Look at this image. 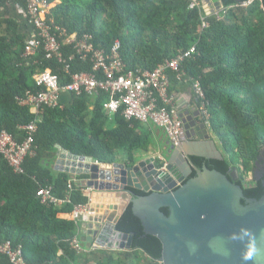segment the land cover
Listing matches in <instances>:
<instances>
[{"label": "trees", "instance_id": "16d2710c", "mask_svg": "<svg viewBox=\"0 0 264 264\" xmlns=\"http://www.w3.org/2000/svg\"><path fill=\"white\" fill-rule=\"evenodd\" d=\"M47 1L52 4L48 18L68 33L90 34L93 45L106 51L119 40L128 69L150 71L194 45L193 56L179 64L184 76L178 79L169 71L170 83L200 81L208 101L209 129L223 157L191 156L190 161L195 168L205 164L228 176L236 166L235 183L243 187L245 197L264 195L260 181L247 180L264 153V0L248 6L240 5L243 0H221L218 14L207 15L201 7L189 8L190 0ZM26 3L0 0V133L5 130L18 141L25 136L21 126L35 119L29 107L20 104L28 92L40 89L35 74L49 70L65 86L73 74L92 70L70 44L62 46L61 62L46 57L41 48L25 53L31 25L6 7ZM69 96L57 106L40 108L35 153L24 158L22 172H15L0 153V240L21 246L27 264H162L160 239L144 232L131 204L116 223L117 230L132 235L129 250L99 248L83 254L72 247V238L80 239V222L71 213L74 206L89 203L88 175L55 170L57 145L99 162L132 165L138 153L153 147L154 139L148 126L125 119L121 110L106 113L107 93ZM156 165L163 162L157 160ZM195 168L189 177L196 175ZM40 187H51L52 194L65 201L42 202L36 194ZM162 211L168 214L167 208ZM0 264L12 263L0 254Z\"/></svg>", "mask_w": 264, "mask_h": 264}, {"label": "water", "instance_id": "95a60500", "mask_svg": "<svg viewBox=\"0 0 264 264\" xmlns=\"http://www.w3.org/2000/svg\"><path fill=\"white\" fill-rule=\"evenodd\" d=\"M212 2L217 10L221 8V0ZM178 116L184 130L178 144L166 142V163L162 169L156 165L155 156L149 164L144 158L132 165H97L92 163L93 158L72 154L57 145L55 170L87 174L85 184L93 190L115 192L125 199L117 213L78 217L79 222L88 221L84 223L88 226L84 232L88 240H94L100 248L129 250L132 235L117 230L116 223L131 204L144 232L160 239L162 264H264V195L258 199L245 197L243 187L235 183L239 177L236 166H231L229 176L205 164L195 168L191 156H223L199 111L192 122H187L181 111ZM183 142L189 147L184 149ZM74 162L83 163V168L68 169L67 163ZM194 168L196 175L189 177ZM255 180L264 186V174ZM132 188L148 194L136 195ZM162 208H167L168 214ZM243 229H248V233ZM250 240L255 241L259 251L245 262L242 254Z\"/></svg>", "mask_w": 264, "mask_h": 264}, {"label": "built area", "instance_id": "2783aa9c", "mask_svg": "<svg viewBox=\"0 0 264 264\" xmlns=\"http://www.w3.org/2000/svg\"><path fill=\"white\" fill-rule=\"evenodd\" d=\"M253 1L243 0L240 5L248 6ZM195 7H201L206 15L218 14V10L208 13L201 0H190L189 8ZM51 8L52 4L47 0H27L25 7L15 5L16 12L31 25L25 53L31 55L41 48L46 57H55L61 62L62 46L70 44L74 49V55L81 60L89 61L92 70L73 74L71 82L65 86H61L58 76L49 70L35 74L36 85L40 89L36 92H28L24 98L20 99V104L28 106L30 112L35 114L34 120L21 126L25 136L18 141L5 130L0 133V153L13 170L22 172L24 158L35 153L34 135L40 108L59 105L63 100V93L94 96L100 91L105 92L108 94V99L103 103V110L106 113L112 115L121 110L125 119L137 120L145 125L152 124L164 132L170 143L178 144L184 124L174 109L169 92L171 83L168 72L173 71L178 79H182L185 73L180 70L179 64L193 56L195 46L192 45L187 50L179 52L175 57L158 64L150 71L139 68L128 69L120 55L119 40L114 41L109 51L95 47L90 34L84 33L78 36L77 33H68L64 27L54 24L53 20L48 18ZM206 25L207 23L203 22V26ZM191 87L198 98L200 117L209 128L208 101L200 81L194 80ZM158 158L164 159L160 155ZM92 163L99 165L101 162L93 159ZM165 163L164 159L161 169L164 168ZM89 190H92V187L87 186L85 191ZM36 194L45 203L61 205L65 201L54 196L51 187H40ZM91 204L90 198L88 204L74 206L71 217L78 221L80 215H93L95 211ZM71 245L78 253L100 248L95 242L84 247L77 236L72 238ZM0 254L8 256L12 264H27L21 246L13 247L9 240H0Z\"/></svg>", "mask_w": 264, "mask_h": 264}, {"label": "crops", "instance_id": "0c3cea01", "mask_svg": "<svg viewBox=\"0 0 264 264\" xmlns=\"http://www.w3.org/2000/svg\"><path fill=\"white\" fill-rule=\"evenodd\" d=\"M203 4L205 5V8L207 12L212 13V10H217L214 6L212 0H201ZM15 9V8H14ZM11 6L6 7V11L8 13H14L16 12V9L14 10ZM170 93L172 97V102L174 105V109L176 114L178 115V111H181L184 113V118L187 119V122H192L196 120L195 117L196 111H198V98L191 87V85L187 82L177 83V84H171L170 85ZM63 100L61 102H66L70 99V96L68 93H63L62 95ZM148 128H150L153 132V139H154V146L151 147L149 150V156L145 157L147 158V164H149L152 161V158L156 155H160L162 157L165 156V148H166V142L168 141L166 135L164 132L157 127H155L152 124H147ZM209 129V128H208ZM209 132L210 129H209ZM214 137V135L212 134ZM215 140V139H214ZM216 142V141H215ZM217 144V142H216ZM182 146L184 149L188 148L187 142H183ZM218 148V145H217ZM219 149V148H218ZM145 154V153H144ZM138 155V154H137ZM251 177V174L249 175V178ZM87 188V186L85 185ZM85 188V189H86ZM89 195V198H91L92 201V208L94 209V214L91 216H96L98 214H105L107 211L108 213L114 212L116 213L118 209H120V206H122L123 203H125V199H123L121 196L116 195L115 192H106V191H95V190H89L86 191ZM116 206L115 209L109 208V206ZM98 211V212H96ZM84 223H88L87 220L84 221L81 220L80 222V239L84 242L83 246L88 247L92 243H94V240H88V236L86 233L88 230V226L86 227ZM86 230V231H85ZM99 249V248H98ZM106 249V248H102ZM91 251L82 252L83 254H88ZM95 264V263H92Z\"/></svg>", "mask_w": 264, "mask_h": 264}, {"label": "clouds", "instance_id": "9594fccd", "mask_svg": "<svg viewBox=\"0 0 264 264\" xmlns=\"http://www.w3.org/2000/svg\"><path fill=\"white\" fill-rule=\"evenodd\" d=\"M245 233H248V229H243ZM259 251L258 247L255 244L254 240H250L249 243L247 244L243 254H242V259L247 262L252 260L253 255Z\"/></svg>", "mask_w": 264, "mask_h": 264}, {"label": "flooded vegetation", "instance_id": "af4514ba", "mask_svg": "<svg viewBox=\"0 0 264 264\" xmlns=\"http://www.w3.org/2000/svg\"><path fill=\"white\" fill-rule=\"evenodd\" d=\"M250 174H251V177H252V178L250 177V179H254V180L257 177H259L261 174H264V153L258 157L257 161L255 162L254 168L249 173V175ZM249 175H248V178H249ZM250 179H248V180H250Z\"/></svg>", "mask_w": 264, "mask_h": 264}, {"label": "bare ground", "instance_id": "6f19581e", "mask_svg": "<svg viewBox=\"0 0 264 264\" xmlns=\"http://www.w3.org/2000/svg\"><path fill=\"white\" fill-rule=\"evenodd\" d=\"M67 168L70 169V170H73V171H76V170H81L83 168V163H67ZM121 208V206H120ZM120 209L117 210V212H119ZM98 212V211H96ZM116 212V213H117Z\"/></svg>", "mask_w": 264, "mask_h": 264}, {"label": "rangeland", "instance_id": "374dc122", "mask_svg": "<svg viewBox=\"0 0 264 264\" xmlns=\"http://www.w3.org/2000/svg\"><path fill=\"white\" fill-rule=\"evenodd\" d=\"M214 139H215V141L217 142V145H218V141H217V139H216L215 137H214ZM153 146H154V142H153ZM150 149H151V148H150ZM149 153H150L149 151L145 152V154H144V153H138V155H137V156H138L137 159H138V160L144 159L145 157L149 156ZM165 153H166V152H165ZM158 156H159V155H158ZM158 156L155 155L156 160H160V161L163 162L164 159H159ZM163 158H164V157H163ZM251 178H252V177H251ZM248 179H250V178H247V180H248ZM100 214H101V213H100Z\"/></svg>", "mask_w": 264, "mask_h": 264}]
</instances>
